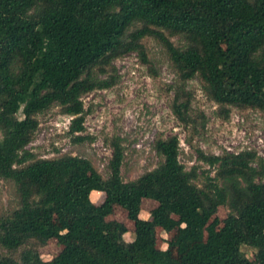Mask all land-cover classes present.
<instances>
[{
	"label": "trees",
	"instance_id": "1",
	"mask_svg": "<svg viewBox=\"0 0 264 264\" xmlns=\"http://www.w3.org/2000/svg\"><path fill=\"white\" fill-rule=\"evenodd\" d=\"M146 38L178 74L171 107L182 125L193 123L185 83L195 77L221 118L231 107L264 112V0H0V179L16 198L0 214V264H264V160L254 166V151H198L208 167L199 173L181 164L177 137L160 139L162 164L124 182L118 138L107 179L85 158L26 150L37 116L53 106L72 118L71 142H85L83 96L118 83V58L135 53L151 66ZM144 200L156 204L149 219L140 217ZM116 207L133 223L129 242L123 222L110 219ZM158 229L176 231L166 248ZM52 239L60 250L44 261L38 249Z\"/></svg>",
	"mask_w": 264,
	"mask_h": 264
},
{
	"label": "rangeland",
	"instance_id": "2",
	"mask_svg": "<svg viewBox=\"0 0 264 264\" xmlns=\"http://www.w3.org/2000/svg\"><path fill=\"white\" fill-rule=\"evenodd\" d=\"M172 42L177 47L184 46L179 37H174ZM143 43L151 66L143 64L135 53L118 58L114 62L118 83L112 88L95 90L83 96L87 111L85 142H71L67 132L72 118L63 114L58 106H53L37 116L38 129L26 150L35 158H85L107 179L112 157L109 141L118 138L123 149L121 176L124 182L134 181L159 167L163 158L156 153L155 142L174 136L179 140V160L187 171L193 167L199 168V173L208 170L198 161V151L218 156L254 151L258 158L254 166L264 160V112L231 107L229 118H221L220 106L208 99L203 83L195 77L185 83V90L191 95L189 115L193 123L182 125L171 107L175 92L181 86L178 74L156 40L146 38ZM15 200L14 185L0 179V214L15 207ZM90 200L94 204L101 203L103 195L92 192ZM155 206V203L144 200L140 217L149 219V212ZM226 212L225 208L218 210L219 220ZM110 219L123 222L128 230L124 240H133V223L122 209L116 207ZM157 237V247L163 249L166 240L175 239L176 231L167 235L158 229ZM59 250L56 239H52L40 247L38 253L47 261ZM20 251L15 254L16 258ZM242 251L251 258V249L244 247Z\"/></svg>",
	"mask_w": 264,
	"mask_h": 264
}]
</instances>
